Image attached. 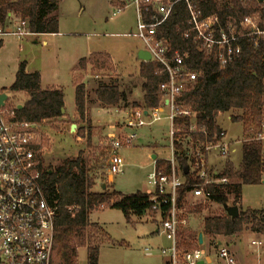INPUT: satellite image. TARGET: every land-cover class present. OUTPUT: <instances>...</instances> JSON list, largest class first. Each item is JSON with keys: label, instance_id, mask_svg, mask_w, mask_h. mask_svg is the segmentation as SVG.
I'll list each match as a JSON object with an SVG mask.
<instances>
[{"label": "trees", "instance_id": "trees-1", "mask_svg": "<svg viewBox=\"0 0 264 264\" xmlns=\"http://www.w3.org/2000/svg\"><path fill=\"white\" fill-rule=\"evenodd\" d=\"M61 0H0V23H5L8 13L14 12L28 19L32 33L45 34L58 32V20L53 16ZM201 16L217 14L226 27L228 18L240 21L244 16L259 12L264 27V4L258 0H193ZM190 14L185 2L178 3L167 21L158 28L157 37L168 41L171 52H188V64L200 72L197 79L179 98L182 107H190L194 115L178 116L174 127L175 158L184 170L189 166V157L184 149L182 135L191 127L207 129L209 138L221 131L216 118L220 112L239 109L241 113L232 115L231 120L253 127L254 133L261 128L264 120V37L256 35L241 37L238 43L240 52L226 66L221 67L215 54L206 55L198 50L192 38H185L183 32L189 28ZM257 40V44L255 41ZM3 41L0 39V47ZM106 52H93L79 60V67L91 64L94 70L107 69L110 63ZM161 67L158 62L141 61L139 75L144 79L142 90L143 102H134V106L152 109L159 106L162 99L161 84L166 81V74L156 71ZM10 89L26 92L28 98L21 108H17V118L32 123L56 119L64 116V91L61 87L43 88L39 71L26 70V62L19 64L14 82ZM97 101L102 107H120L129 101L131 90L122 89L117 81L100 82L95 89ZM75 103L80 117L87 110V91L84 82L75 86ZM79 136L84 130L78 128ZM187 133V132H186ZM194 140H203L202 133H190ZM41 171L43 188L48 200L58 206L55 218V234L51 264H78L80 248H86L87 264H98L100 246L108 233L97 222H92L90 214L101 208L120 209L126 219L131 214H142L152 209L150 194L136 191L123 193L105 188L95 191L96 176L90 173L88 163L80 152L75 158H66L55 170L43 166ZM157 167H170V160L156 158ZM184 173V171H183ZM264 173L263 143L250 139L242 142V157L238 168L232 161H227L219 172L220 177L228 179L226 183L210 185L211 201L228 203L233 195V205L242 197L244 185L259 184ZM184 173L186 184L180 191L179 202H183L187 192L197 181ZM202 204L188 205L189 212L201 211ZM155 212V211H154ZM264 235V208L243 209L232 218L227 213L205 217V234L232 236L244 229ZM181 239L185 247L196 243V234L182 230ZM196 245V244H194Z\"/></svg>", "mask_w": 264, "mask_h": 264}, {"label": "rangeland", "instance_id": "rangeland-1", "mask_svg": "<svg viewBox=\"0 0 264 264\" xmlns=\"http://www.w3.org/2000/svg\"><path fill=\"white\" fill-rule=\"evenodd\" d=\"M123 2L61 0L57 10L53 12V16L58 20V32L4 38L0 47V93H7L8 97L4 101L9 108H18L25 103L28 98L26 92L10 89L22 61L26 62L27 71H39L43 75L42 87H62L65 115L37 123V141L43 166L53 171L64 159L75 158L82 152L90 173L97 178L95 191L102 190L104 182L111 190L128 194L153 189L148 184V175L154 169L155 159L152 155L157 154L168 160L172 157V126L168 119L163 118L137 128L135 131L138 138L134 144L119 150L125 162L123 172L114 175L112 182L107 181L109 140L106 135L111 132L123 135V130L129 132V129L123 128V110L134 107V102H143L144 79L139 75L141 60L138 58V52L145 48V44L137 36L126 35L137 31L138 18L135 5L124 6ZM93 52L109 54L110 63L107 69L94 70L91 64L83 69L79 67V60ZM113 80L117 81L122 89L131 90L129 101L118 108L102 109L108 107H102L97 101L95 89L100 82L109 83ZM82 81L87 91V112L83 118L79 114L71 117L76 113L75 84ZM239 113L241 110L232 109L220 112L217 116L219 127L228 132L231 152L227 158H222L213 151L208 158L211 174L214 170L221 172L227 161H232L235 168L240 165L242 142L249 140L255 129L231 120L232 115ZM71 123L77 124L74 130L71 129ZM78 128L84 130L82 136H79ZM182 141L185 151L190 152L189 159L193 158L192 154L197 147L191 142L190 133L185 132ZM261 142L264 150V140ZM175 160L179 164L176 158ZM189 167L190 175L194 176L196 167L193 162H189ZM179 168H182L180 164ZM189 199L193 201L190 196ZM228 204L233 205V195H229ZM202 205L201 211L187 214L189 224L182 230L195 233L200 229L204 217L226 213L223 204L209 201ZM237 206L243 209L264 208V178L259 184L244 185L242 202L240 200ZM90 219L99 223L108 233V238L104 239L100 246L99 264H166L167 257L161 254L160 248L169 246L170 241L157 231L161 222L159 212L147 210L142 214L133 213L128 221L120 209L103 207L94 210ZM191 221H200L201 224L196 228L190 224ZM249 227L243 231L242 249L246 247L243 250L251 254L254 251L253 248V251L250 249L251 238L255 236L247 238L250 234ZM221 238L231 248H234L237 242L228 236ZM194 244L188 248L194 247ZM215 246V242H205L202 245L209 251L214 262L212 264H224L218 258ZM147 248H150L151 252L147 251ZM233 254L236 261L239 260L238 254ZM78 264H87L86 248L79 249Z\"/></svg>", "mask_w": 264, "mask_h": 264}, {"label": "built area", "instance_id": "built-area-1", "mask_svg": "<svg viewBox=\"0 0 264 264\" xmlns=\"http://www.w3.org/2000/svg\"><path fill=\"white\" fill-rule=\"evenodd\" d=\"M124 6L134 4L137 11V31L126 35L137 36L151 54V60L161 64L156 71L166 74L161 84L162 99L159 106L152 109L134 106L124 109L123 135L109 133L108 161L106 164L107 181L123 172L125 165L119 150L134 144L138 138L137 128L163 118L171 122L172 157L170 167H157L148 175V184L153 188L148 193L152 209L159 212L161 232L170 245L161 247L160 252L167 257L166 264H204L210 257L209 251L196 241L187 248L181 239L182 228L188 226V205L203 204L211 201L210 185L226 183L219 171L210 173L208 158L217 152L222 158L231 152V141L222 130L209 138L207 129L191 127L187 133H202L203 140L191 142L196 148L191 162L196 167L192 176L197 182L187 192L185 200L179 202L180 191L186 184L183 169L175 160L174 119L178 116H193L190 107H182L179 98L197 79L200 72L188 64L189 53L178 49L171 52L169 43L157 37V30L172 14L175 6L185 2L190 14L189 28L183 32L185 38H192L199 51L206 55L215 54L221 67L226 66L240 52L238 40L241 37L256 35L264 37L262 17L259 12L244 16L240 21L228 18L224 27L217 14L201 16L193 0H123ZM264 4V0H258ZM120 11V8L117 10ZM33 34L28 19L11 12L6 22L0 23V39L8 36L24 37ZM257 44V40L255 41ZM16 108L6 103L0 105V264H51L55 234V218L58 206L51 203L43 188L41 159L37 141V123L17 118ZM250 139L264 140V120L261 128ZM188 152L186 155H189ZM193 198V201L189 199ZM105 207L104 205L101 208ZM253 243H260L253 241ZM150 249V248H149ZM148 250V249H147ZM217 256L224 264H237L231 249L223 244L216 246Z\"/></svg>", "mask_w": 264, "mask_h": 264}, {"label": "crops", "instance_id": "crops-1", "mask_svg": "<svg viewBox=\"0 0 264 264\" xmlns=\"http://www.w3.org/2000/svg\"><path fill=\"white\" fill-rule=\"evenodd\" d=\"M11 12H9L8 13V15L10 14ZM33 35H38V34H36V33H33ZM45 43H46V41H45ZM87 57V56H86ZM78 71V69L76 68V72ZM32 72V71H31ZM76 72H75V74H76ZM41 74V73H40ZM74 74V75H75ZM42 80H43V75L41 74V84H42ZM82 82H84V81H82ZM75 86H76V84H75ZM50 87H55V86H50ZM50 87H43V88H50ZM58 87H60V86H58ZM62 88V87H61ZM143 95H144V91H143V93H142ZM65 102V101H64ZM97 108H102V107H97ZM110 108H114V107H108V108H102V109H110ZM86 112H87V110H86ZM74 116H78V113H77V109H76V113L73 115V116H71V117H74ZM216 121H217V118H216ZM72 124L73 123H71L70 125L72 126ZM218 124V123H217ZM223 128V127H222ZM225 130V129H224ZM226 133H227V138H228V132L226 131ZM107 136V135H106ZM188 153V151H186V154ZM189 157V156H188ZM263 157H264V150H263ZM156 158H159V159H166L167 160V158H165V157H159L157 154H156ZM192 160H191V158L189 159V162H191ZM190 168V167H189ZM262 178H264V173H263V177ZM109 182H112V181H110V180H108ZM103 184H105L104 182H103ZM103 186V185H102ZM149 192V191H148ZM147 192V193H148ZM241 202H242V197H241ZM195 212H198V211H195ZM195 212H192V213H195ZM227 213V212H226ZM207 217V216H206ZM204 219H205V217H204ZM204 219H203V223H204ZM92 221V220H91ZM92 222H94V221H92ZM203 223H202V225L200 226V224H201V222L200 221H191L190 222V224L192 225V226H195L196 228H198L199 226H200V229H198L195 233L193 232V231H191L193 234H196V237H197V240L196 241H198V234H199V232H203V245L205 244V242H208V243H210V244H213L214 242L216 243V245H220V244H223V245H226V246H228L227 244H226V241L224 240V239H222L221 237H224V236H222V235H210V234H205L204 233V231H203ZM245 230V229H244ZM244 230H242L241 232H238V233H236V234H234V235H232V236H228V237H230V238H232V240L233 239H236L237 240V242L234 244V248H231L230 246H228L230 249H231V251L233 252V250H234V252L233 253H237L238 254V257H239V260H237V264H264V235H262V234H259V233H257V232H253V231H251L250 230V234L247 236V238L249 239V237L251 236V235H254L255 237L254 238H251V243H252V245H251V250H252V248L254 249V251H253V253H249L248 251L247 252H245L243 249H245L246 247H244L243 249H242V244H244L243 242H242V240H243V231ZM157 231H158V229H157ZM241 234V235H240ZM246 237H244V239L246 240L247 239ZM253 241H259L260 243L258 244V243H253ZM215 248H216V246H215ZM148 249V250H147ZM146 250L147 251H150L151 252V249H149V248H147ZM243 250V251H242ZM249 253V254H248ZM242 254H244V257H242ZM99 257H100V253H99ZM207 263H209V264H212V263H214L213 262V260H212V257H211V255H210V257H209V259L206 261ZM99 264V263H98ZM217 264V263H216Z\"/></svg>", "mask_w": 264, "mask_h": 264}, {"label": "water", "instance_id": "water-1", "mask_svg": "<svg viewBox=\"0 0 264 264\" xmlns=\"http://www.w3.org/2000/svg\"><path fill=\"white\" fill-rule=\"evenodd\" d=\"M138 58L141 61H149L151 60V54L147 49H140L138 52ZM7 93H0V105L4 104V100L7 99ZM23 105H19L18 108H21ZM65 108H63V112ZM77 127L76 123H73L71 129L74 130ZM153 159H156V155H152ZM51 171V170H50ZM189 172V166L184 169V173L187 174ZM106 184H103L102 188L104 189ZM224 209L227 214L231 216L233 219L239 215V207L237 205H229L228 203L223 204ZM198 243L203 244V232H199L198 234ZM198 264H204L203 261H200Z\"/></svg>", "mask_w": 264, "mask_h": 264}]
</instances>
